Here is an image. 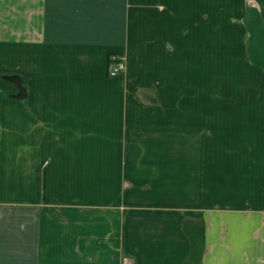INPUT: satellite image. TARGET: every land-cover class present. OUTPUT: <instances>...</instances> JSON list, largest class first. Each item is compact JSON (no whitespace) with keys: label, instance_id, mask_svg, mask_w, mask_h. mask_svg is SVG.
<instances>
[{"label":"crops","instance_id":"0c3cea01","mask_svg":"<svg viewBox=\"0 0 264 264\" xmlns=\"http://www.w3.org/2000/svg\"><path fill=\"white\" fill-rule=\"evenodd\" d=\"M244 2L0 0V264H264Z\"/></svg>","mask_w":264,"mask_h":264},{"label":"built area","instance_id":"2783aa9c","mask_svg":"<svg viewBox=\"0 0 264 264\" xmlns=\"http://www.w3.org/2000/svg\"><path fill=\"white\" fill-rule=\"evenodd\" d=\"M125 70V56L123 53L114 52L109 54L108 75L115 76L122 74Z\"/></svg>","mask_w":264,"mask_h":264},{"label":"rangeland","instance_id":"374dc122","mask_svg":"<svg viewBox=\"0 0 264 264\" xmlns=\"http://www.w3.org/2000/svg\"><path fill=\"white\" fill-rule=\"evenodd\" d=\"M237 7L240 8V12H241V15H242L240 17V22L243 24L245 29H249L250 30L251 29V0H245L243 5H238ZM223 26H224V28H231L230 22H228L226 20H224ZM225 55L227 56L228 54L224 53L223 54L224 58H225ZM17 89H18V87H17Z\"/></svg>","mask_w":264,"mask_h":264},{"label":"water","instance_id":"95a60500","mask_svg":"<svg viewBox=\"0 0 264 264\" xmlns=\"http://www.w3.org/2000/svg\"><path fill=\"white\" fill-rule=\"evenodd\" d=\"M6 77H8L11 81H13L18 87V93L15 96L17 98H25L26 90H25V87L23 86L22 78L18 75H12V76H6Z\"/></svg>","mask_w":264,"mask_h":264}]
</instances>
